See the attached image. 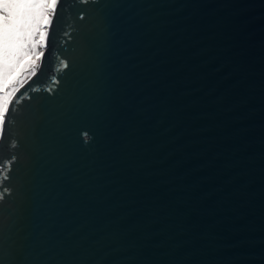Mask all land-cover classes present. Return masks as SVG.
Wrapping results in <instances>:
<instances>
[{"label":"water","instance_id":"1","mask_svg":"<svg viewBox=\"0 0 264 264\" xmlns=\"http://www.w3.org/2000/svg\"><path fill=\"white\" fill-rule=\"evenodd\" d=\"M43 51L2 264H264V0H61Z\"/></svg>","mask_w":264,"mask_h":264},{"label":"snow or ice","instance_id":"2","mask_svg":"<svg viewBox=\"0 0 264 264\" xmlns=\"http://www.w3.org/2000/svg\"><path fill=\"white\" fill-rule=\"evenodd\" d=\"M97 2L72 0V7L77 3ZM60 5L61 0H0V205L12 195L18 160L16 149L19 142L15 134V118L9 117V106L21 75L24 72L35 75ZM77 18L83 20L85 13H79ZM63 35L70 39L72 32L65 28ZM68 68L69 61L65 58L59 60L56 70L63 72ZM52 80L59 83L56 77ZM82 136L86 138L88 132H82Z\"/></svg>","mask_w":264,"mask_h":264},{"label":"rangeland","instance_id":"3","mask_svg":"<svg viewBox=\"0 0 264 264\" xmlns=\"http://www.w3.org/2000/svg\"><path fill=\"white\" fill-rule=\"evenodd\" d=\"M30 72H24L20 77V82L16 85V88L26 79L27 75H29Z\"/></svg>","mask_w":264,"mask_h":264},{"label":"trees","instance_id":"4","mask_svg":"<svg viewBox=\"0 0 264 264\" xmlns=\"http://www.w3.org/2000/svg\"><path fill=\"white\" fill-rule=\"evenodd\" d=\"M28 76V75H27ZM9 90H11V89H9Z\"/></svg>","mask_w":264,"mask_h":264}]
</instances>
